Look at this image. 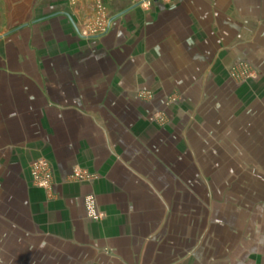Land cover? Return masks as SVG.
Returning a JSON list of instances; mask_svg holds the SVG:
<instances>
[{"label":"crops","instance_id":"obj_1","mask_svg":"<svg viewBox=\"0 0 264 264\" xmlns=\"http://www.w3.org/2000/svg\"><path fill=\"white\" fill-rule=\"evenodd\" d=\"M141 2L0 0V264H264V182L201 164L184 133L196 106L167 99L242 89L222 64L264 58V0ZM189 71L207 85L190 91ZM76 166L95 178L72 180Z\"/></svg>","mask_w":264,"mask_h":264},{"label":"rangeland","instance_id":"obj_2","mask_svg":"<svg viewBox=\"0 0 264 264\" xmlns=\"http://www.w3.org/2000/svg\"><path fill=\"white\" fill-rule=\"evenodd\" d=\"M141 1L145 4L150 0ZM107 31L104 27V29L80 30L79 33L82 36H99L105 35ZM254 52L248 59H233L222 64V69L226 68V81L229 80L232 85L242 86L240 91L233 94L234 96L228 94V97H225L221 92L192 96L190 92L182 94L174 89L167 97L171 105L183 102L190 106L194 103L196 106L194 111L185 110L183 118L185 136L193 140L192 145L200 153L201 164L208 162L213 164L215 161L217 165L230 166L234 182L235 177L237 181L242 177L247 178L249 183L260 180L264 182V58H262L263 54L258 52V48L254 49ZM220 65L215 64L213 70L218 71ZM202 74L203 72L200 71V78H197L189 71L184 77V83L189 85L190 91L193 83L201 85L205 81L207 85L208 77L203 79ZM208 88L212 89L211 84ZM195 95L200 98L198 104H195ZM230 96L233 104L228 106L229 109L214 105V103H223L225 99L229 100ZM139 97L150 100L153 95L151 91L142 90L139 92ZM238 97L243 99L242 104L238 102ZM152 119L164 126L169 122L170 115L161 110L153 113ZM243 167L247 168V174H244ZM93 176L95 178L94 174ZM252 192L249 191V194ZM88 196L94 197V209L97 214L91 216L87 212L89 218L101 219L103 213L97 207L95 195H87L85 200Z\"/></svg>","mask_w":264,"mask_h":264},{"label":"built area","instance_id":"obj_3","mask_svg":"<svg viewBox=\"0 0 264 264\" xmlns=\"http://www.w3.org/2000/svg\"><path fill=\"white\" fill-rule=\"evenodd\" d=\"M99 29H104L100 27ZM30 173L33 183L43 189L49 190L54 181L53 168L46 158H39L30 165ZM93 174L86 168L76 166L71 175V179L75 181H84L93 179ZM94 197L88 196L85 200L87 212L91 216H97L94 209Z\"/></svg>","mask_w":264,"mask_h":264}]
</instances>
